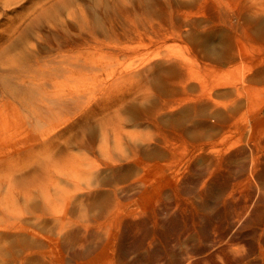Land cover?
<instances>
[{
	"label": "rangeland",
	"instance_id": "1",
	"mask_svg": "<svg viewBox=\"0 0 264 264\" xmlns=\"http://www.w3.org/2000/svg\"><path fill=\"white\" fill-rule=\"evenodd\" d=\"M65 1L0 7L35 87L0 101V264L262 262L264 0Z\"/></svg>",
	"mask_w": 264,
	"mask_h": 264
},
{
	"label": "bare ground",
	"instance_id": "2",
	"mask_svg": "<svg viewBox=\"0 0 264 264\" xmlns=\"http://www.w3.org/2000/svg\"><path fill=\"white\" fill-rule=\"evenodd\" d=\"M55 1V0H54ZM57 1V0H56ZM61 1V0H60ZM67 1V0H66ZM65 1V2H66ZM98 1H100V0H98ZM18 2V0H0V7H4V9H8L9 7H11L12 5H14V4H16ZM37 2V1H36ZM45 2V1H44ZM48 2H49V0H48ZM59 2V1H58ZM74 2V1H73ZM51 3H52V1H51ZM19 4H21V3H19ZM18 4V5H19ZM46 4V3H45ZM77 4H78V2H77ZM52 5V4H51ZM57 5V4H56ZM95 5V4H94ZM17 6V5H16ZM32 6V5H31ZM45 6V5H44ZM55 6V5H54ZM95 6H97V5H95ZM99 6V5H98ZM49 7V6H48ZM77 7V6H76ZM55 8V7H54ZM46 9V8H45ZM62 9V8H61ZM72 9V8H71ZM49 10V9H48ZM36 11V10H35ZM30 13V12H29ZM29 13H27V14H29ZM39 13V12H38ZM50 13V12H49ZM70 13V12H69ZM73 13V12H72ZM71 13V14H72ZM23 14V13H22ZM49 15H51V14H49ZM29 17V16H28ZM23 19H24V17H23ZM83 22V21H82ZM84 23H85V21H84ZM31 52V51H30ZM24 54V53H23ZM5 55V54H4ZM60 57V56H59ZM3 61V60H2ZM1 61V62H2ZM22 61V60H21ZM3 64V63H2ZM20 64V63H19ZM69 64V63H68ZM80 64H82V63H80ZM80 64H74L73 66H76L77 65V68L76 69H78V67H79V65ZM5 65V64H4ZM46 66V65H45ZM72 65L71 66H69V67H73ZM44 67V66H43ZM85 67L83 66V70H85L84 69ZM64 69V68H63ZM62 69V70H63ZM69 69V68H68ZM13 70V69H12ZM23 70V69H22ZM80 70V69H79ZM81 70H82V68H81ZM11 71V69H2V71H0V101L1 100H4L5 98H7V97H13L14 98V93H11L12 92V90L13 89H11L10 87H13L14 88V92L15 93H18V94H22V93H25V92H23V89L22 88H25L24 86H26L27 88H29V89H34L35 87H33V86H28V85H25L24 83H23V80H21V81H15V79H14V77H12L11 75H13V74H15V73H12V72H10ZM64 71V70H63ZM54 72V71H53ZM56 72H58V71H55V74L54 75H56L57 76V74H56ZM60 72V71H59ZM65 72V71H64ZM46 73V72H45ZM63 72H61V74H62ZM66 73V75H67V73L68 72H65ZM50 74V73H49ZM48 74V75H49ZM72 74V73H71ZM68 75H70V72H69V74ZM50 76V75H49ZM64 76V75H63ZM16 78V77H15ZM18 78V77H17ZM52 78V77H51ZM32 79V78H31ZM19 80V79H18ZM36 82V81H35ZM38 82H39V80H38ZM42 83V82H41ZM29 85H33V84H30V83H28ZM51 85H52V83H50ZM41 86V85H40ZM53 86H56V85H53ZM31 87H33V88H31ZM45 88V87H44ZM51 88V87H50ZM52 89V88H51ZM55 89V88H54ZM26 90V89H25ZM30 90V91H31ZM35 90H37V89H35ZM46 90H48L47 88H46ZM29 91V92H30ZM35 92V91H34ZM33 92V93H34ZM43 92V91H42ZM32 94V93H31ZM40 94V93H39ZM38 94V95H39ZM46 94V93H45ZM50 94V93H49ZM33 95V94H32ZM31 95V96H32ZM36 95V94H35ZM41 95V94H40ZM42 95H44V94H42ZM51 95H53V93L51 94ZM64 96H65V94H63ZM34 96V95H33ZM50 96V95H49ZM48 96V97H49ZM67 96V95H66ZM46 97H47V95H46ZM51 97V96H50ZM63 97V96H62ZM37 98V97H36ZM17 99V98H16ZM20 99V98H19ZM47 99H49V98H47ZM66 99H69V98H66ZM14 100V99H13ZM59 100L61 101V104L62 103H64L63 102V100H65V98L63 99V100H61L60 98H59ZM70 100V99H69ZM22 101V100H21ZM32 101V100H31ZM44 101V100H43ZM43 101H41V102H43ZM46 101H48V100H46ZM51 101H53V99L52 100H50L49 102H51ZM36 102V101H35ZM35 102H33V103H35ZM40 102V105L42 104ZM56 102H57V100H56ZM8 103L10 104V102L9 101H7V102H5L4 104H1L0 105V115L3 113V110H4V108L3 107H5V106H8ZM33 103H31V105L33 106ZM55 103V102H54ZM54 103H51V104H48V106L49 105H52V104H54ZM56 104V103H55ZM39 104H37V105H35L34 104V106H35V108H33L32 109V113H34V114H36V116H35V118H39L40 117V115H42V113H41V111L39 112V113H41L40 115H38V113H37V111H38V106ZM46 105H47V103L45 104L44 103V105H42L43 106V108H45L46 107ZM63 105V104H62ZM69 105V104H68ZM33 106V107H34ZM47 106V107H48ZM57 106V105H56ZM32 108V107H31ZM49 108H51V106H49L48 107V109ZM58 108V107H57ZM39 109H42L41 107H39ZM59 109V108H58ZM52 110V109H51ZM53 110H55V109H53ZM60 110V109H59ZM58 111V110H57ZM64 111H65V109H64ZM51 112V111H50ZM63 114V113H62ZM47 115V114H46ZM49 116V115H48ZM4 118H5V116H4ZM34 123H36V121H33ZM33 122H32V125H33ZM37 122H38V120H37ZM1 131H3V130H1ZM239 151V150H238ZM246 165H248V164H246ZM245 165V166H246ZM252 165V164H251ZM256 167V166H255ZM240 170V169H239ZM263 172V171H262ZM6 175V174H5ZM4 176V175H3ZM8 179V178H7ZM27 181V180H26ZM6 183V182H5ZM4 184V183H3ZM33 184V183H32ZM42 187V186H41ZM205 190H206V188L204 187L203 188V192L201 191L200 192V198H203V196H205ZM65 193V192H64ZM220 195V194H219ZM47 197V196H46ZM255 199H254V201L250 204V205H247L246 207H245V209H244V211L245 212H243L242 214V216L241 217H239V219L235 222V224H239V223H243V222H246V221H249L250 219H251V217L253 216L254 217V219L259 223L258 224V226H255V227H257V229L259 228V230H257V232H256V229H255V231H254V233H255V235L257 236V238L258 239H260V240H257L260 244H262L263 242H264V192H263V194H261L257 199H256V197H254ZM252 205H253V207H252ZM251 209V210H250ZM253 214V215H252ZM254 220V221H255ZM235 224H234V227H235ZM240 225V224H239ZM238 225V226H239ZM253 225H254V223H253ZM257 225V224H256ZM237 227V226H236ZM251 227V226H250ZM254 227V226H253ZM120 231V230H119ZM253 231V230H252ZM247 234V233H246ZM250 234H252V233H250ZM235 235H236V233H234L233 232V234L231 235V237L229 238V240L226 242V244L228 245V246H226V244H221L220 245V248L218 249V250H216L217 252L216 253H212V255L210 254V256H208V258H210V261L211 262H215L218 258H227V260H228V262L230 263V264H264V260H262V262H259V260H257V259H255V261L252 259H250L251 261H249V262H247L246 260H247V257L248 256H243L244 258H239L238 256L239 255H241V254H239L238 253V249H237V251H236V249L235 248H232V250L235 252L234 254H232V252L233 251H231L230 250V247H231V244L230 243H232L233 242V240H235ZM243 235V234H242ZM241 235V236H242ZM222 235H220V238L219 239H213L214 240V245H215V242L216 243H218V242H222V241H224V239L226 238H224V237H221ZM227 236V235H226ZM249 237L251 236V235H248ZM83 237H84V235H83ZM237 237H240V233H238L237 234ZM244 237V236H243ZM243 237H241V238H243ZM248 237V238H249ZM252 237V236H251ZM216 238V237H215ZM245 238V237H244ZM254 239H255V236H254ZM212 240V241H213ZM242 240V239H241ZM244 240V239H243ZM248 240V239H247ZM218 241V242H217ZM226 241V240H225ZM256 241V242H257ZM74 242V241H73ZM72 242V243H73ZM249 242H250V246H251V241H250V239H249ZM255 242V241H254ZM253 242V243H254ZM212 243V242H211ZM248 243V242H247ZM75 244V243H74ZM78 244V243H77ZM232 244H235L234 242L232 243ZM257 244V243H256ZM76 245V244H75ZM74 245V246H75ZM213 245V246H214ZM71 245L69 244V247H70ZM81 246V245H80ZM254 246H255V244H254ZM250 249H251V247H250ZM253 249H256V248H254L253 247ZM257 250V249H256ZM243 251V250H242ZM248 251V250H247ZM252 251H254V250H252ZM251 251V252H252ZM249 252V251H248ZM250 252V253H251ZM237 253L239 254V255H237ZM253 253V252H252ZM200 254H202V253H200ZM199 254V255H200ZM253 254H255V252L253 253ZM244 255V254H243ZM248 255V254H247ZM209 260V259H208ZM203 261V260H202ZM201 261V262H202ZM205 263V262H204ZM207 263V262H206Z\"/></svg>",
	"mask_w": 264,
	"mask_h": 264
}]
</instances>
